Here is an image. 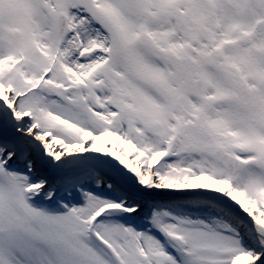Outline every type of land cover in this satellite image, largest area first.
I'll use <instances>...</instances> for the list:
<instances>
[{"label": "snow or ice", "instance_id": "snow-or-ice-1", "mask_svg": "<svg viewBox=\"0 0 264 264\" xmlns=\"http://www.w3.org/2000/svg\"><path fill=\"white\" fill-rule=\"evenodd\" d=\"M0 264H264V0H0Z\"/></svg>", "mask_w": 264, "mask_h": 264}, {"label": "rangeland", "instance_id": "rangeland-1", "mask_svg": "<svg viewBox=\"0 0 264 264\" xmlns=\"http://www.w3.org/2000/svg\"><path fill=\"white\" fill-rule=\"evenodd\" d=\"M48 175H49V174H48ZM49 178H50V179H55L56 177H55V176H54V177H51V176L49 175Z\"/></svg>", "mask_w": 264, "mask_h": 264}, {"label": "water", "instance_id": "water-1", "mask_svg": "<svg viewBox=\"0 0 264 264\" xmlns=\"http://www.w3.org/2000/svg\"><path fill=\"white\" fill-rule=\"evenodd\" d=\"M48 174H49L50 176H53V175H54V173H51V172H49Z\"/></svg>", "mask_w": 264, "mask_h": 264}, {"label": "bare ground", "instance_id": "bare-ground-1", "mask_svg": "<svg viewBox=\"0 0 264 264\" xmlns=\"http://www.w3.org/2000/svg\"><path fill=\"white\" fill-rule=\"evenodd\" d=\"M55 175V174H54Z\"/></svg>", "mask_w": 264, "mask_h": 264}]
</instances>
